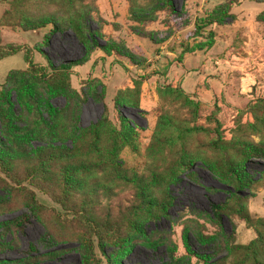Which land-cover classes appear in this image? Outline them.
<instances>
[{"label":"rangeland","instance_id":"374dc122","mask_svg":"<svg viewBox=\"0 0 264 264\" xmlns=\"http://www.w3.org/2000/svg\"><path fill=\"white\" fill-rule=\"evenodd\" d=\"M226 1L171 0L174 13L168 9L158 11L153 21L137 25L128 18L126 0H94L95 9L86 24L88 30L99 43L110 40L130 53L132 62L124 56L104 55L93 49L87 61L72 68L67 91L48 92L42 84L32 81L22 84V88L7 84L3 88L7 105L0 104L7 117L6 127L0 118V147L7 155L19 158L39 148H70L80 131L100 125L95 129L98 155L82 150L70 161L98 164L99 169L86 168L80 173L85 183L94 181L98 187L97 196L88 194L83 199L89 200L98 213L109 211L115 216L132 203L134 195L129 186L115 183L107 167L111 158L110 136L121 129L117 112L132 135L117 144L112 157L127 171L144 175L145 163L153 162L156 174L167 182V166L175 147L164 145L160 153L148 152L158 116L190 118L194 124L207 127L206 118L213 115L225 126L227 138V131L231 130L227 126L235 117L241 115L242 122L251 121L246 112L248 105L264 100V0H235L237 4L229 10L230 19L205 27L199 36L192 33L194 24H201ZM9 9L8 4L0 3V19ZM14 21L13 16L10 26L0 24V46L21 49L0 60V90L7 73L25 68L24 51L33 63L42 66L47 63L39 50L53 66L81 57L83 50L69 31L54 34L46 41L49 25L24 31L13 26ZM140 29L152 33L153 42L133 33ZM208 31L214 36L210 48L205 47ZM183 60L192 61L186 63V78L180 71ZM177 88L198 104L194 120L176 93ZM92 141L88 135L81 145ZM64 161L56 160L52 171ZM245 171L257 179L264 172V160H251L245 164ZM168 186L172 201L166 214L151 210L141 219L143 235L132 234L120 248L107 247L109 264H201L224 256L232 243L247 245L256 237L253 228L235 217L218 223L207 214L209 203L231 200L227 199L226 184L200 160ZM34 193L44 210L40 220L28 219V223L22 218L27 213L21 198H4L7 203L0 208V260L16 261L32 245L36 254L54 251L51 256L42 257L40 264H106L97 250L89 252L83 246L72 218L60 221L62 218L56 217L59 207L45 194ZM245 200L250 217L264 218V178ZM15 224H21L18 231L13 228ZM3 226L11 229L10 233Z\"/></svg>","mask_w":264,"mask_h":264},{"label":"trees","instance_id":"16d2710c","mask_svg":"<svg viewBox=\"0 0 264 264\" xmlns=\"http://www.w3.org/2000/svg\"><path fill=\"white\" fill-rule=\"evenodd\" d=\"M126 1L128 18L137 25L153 21L154 13L158 11L168 9L174 13L171 0ZM0 3L10 6V9L1 16V25L10 26L8 23L13 16L15 21L12 25L24 31H34L49 25L51 29L46 41L54 34L69 31L83 50L80 58L61 62L56 66L49 62L41 50L39 53L45 59L46 66L33 63L31 57L24 51L22 59L25 68L6 74L0 90V104L7 105V92L3 90L7 84L22 88V84L32 81L42 84L52 93L69 90L72 68L87 61L89 52L93 49H98L104 55L124 56L132 62L133 56L130 53L110 40H102L99 43L95 34H91L88 30L86 24L95 9L94 0H0ZM234 4H237V1L227 0L216 6L201 24H194L193 35L199 36L205 27L219 25L230 19L229 10ZM133 33L153 42L152 33L143 29L134 30ZM206 37L205 47L210 48L214 40L213 33L208 31ZM20 52L21 49L16 46H0V60ZM180 60L181 56L178 57V62ZM144 79H147V76H144ZM176 93L182 98V104L188 107L190 110L188 113L194 120L198 104L184 97L178 88ZM114 106H117L115 99ZM246 112L250 115L251 121L242 122V116L237 115L232 124L227 126L231 129L230 132L227 131L229 136L227 138L223 132L225 126H221L213 115L206 118L209 125L207 127L194 124L190 118L177 120L166 114L158 116L148 152L160 153L161 146L164 145L167 148L175 147L167 166V182H163L159 174H156L153 162L145 163L147 175H144L127 171L115 157H112L116 155L117 144L124 139L129 140L132 135L131 129L123 125L124 120L117 112L121 129L110 136L108 148L111 158L107 167L110 168L109 175L115 183L129 186L134 191V195L132 203L119 210L115 216L109 211L98 213L89 200L83 199L88 194L97 196L98 187L94 181L85 183L80 173L91 167L97 170L98 164L88 165L81 161L73 164L70 161L82 150L98 155V136L95 129L100 125L80 131L70 148L62 146L39 148L19 158L7 155L0 147V208L4 207L3 203H7L4 201L5 197L18 196L27 213L22 215L25 222L28 223V219L38 221L42 217L44 208L36 200L34 191L45 194L59 207L56 217L60 216L62 219L58 220L66 221L68 216L72 218L79 229L83 246L89 252L97 250L106 259V264H109L105 249L120 248L132 234L143 235L144 224L141 223V219L151 210H157L160 215H165L172 201L168 185L173 183L180 173L189 170L195 161L200 160L206 169L226 184L229 194L227 199L231 200L209 203L207 214L210 218L220 223L223 218L235 217L246 227L253 228L256 233V237L247 245L232 243L226 247L224 256L211 262L202 261L201 264H264V218L250 217L245 200L247 193L264 178V172L254 179L245 171V164L251 160H264V100L252 101ZM0 118L3 126L6 127L7 117L1 109ZM88 135L93 141L88 145H81ZM253 137L257 140L255 141ZM63 159L65 161L61 162L58 169L53 172V163ZM74 197H80L81 200L77 201L73 199ZM3 227L7 233H10L11 229ZM20 227L21 224L13 226L16 231ZM28 249L18 260L12 262L0 260V264H40L42 257L51 256L54 252L36 254L32 245H29Z\"/></svg>","mask_w":264,"mask_h":264},{"label":"crops","instance_id":"0c3cea01","mask_svg":"<svg viewBox=\"0 0 264 264\" xmlns=\"http://www.w3.org/2000/svg\"><path fill=\"white\" fill-rule=\"evenodd\" d=\"M189 59V58H188ZM189 61H190V63L192 62L191 60H183V62H182V69L180 68V71H182V77H184L185 76V78L186 77H188V75H189V71L186 69V63H189Z\"/></svg>","mask_w":264,"mask_h":264}]
</instances>
